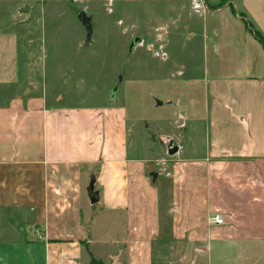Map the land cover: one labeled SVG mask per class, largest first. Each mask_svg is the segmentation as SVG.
Returning a JSON list of instances; mask_svg holds the SVG:
<instances>
[{"label": "crops", "instance_id": "1", "mask_svg": "<svg viewBox=\"0 0 264 264\" xmlns=\"http://www.w3.org/2000/svg\"><path fill=\"white\" fill-rule=\"evenodd\" d=\"M206 1L215 6L204 16L205 104L189 116L204 126L190 163L205 171V191L191 181L190 218L200 207L220 212L221 224L206 225L220 242L204 246L220 250L222 264H264V45L255 37L264 39V0ZM30 106L11 115L0 105V264H22L23 245L26 264H107L114 251L112 264H151L138 254L149 248L133 241L159 230L154 206L134 215L150 196L144 160L130 156L111 120ZM101 227L113 228L104 253Z\"/></svg>", "mask_w": 264, "mask_h": 264}, {"label": "rangeland", "instance_id": "2", "mask_svg": "<svg viewBox=\"0 0 264 264\" xmlns=\"http://www.w3.org/2000/svg\"><path fill=\"white\" fill-rule=\"evenodd\" d=\"M193 3L0 0V105L7 114L19 115L39 100L67 116L112 121V129L125 136L130 156L144 160L143 181L149 184L150 196L147 203L137 201L134 215L136 220L149 215V203L157 210L159 230L133 236V241L149 248L138 254L151 264H222L221 251L204 246L206 241L220 242L206 227L220 212L200 207L197 220L190 218V184H199L197 193L203 196L205 171L190 163L197 148L191 140L203 137L204 126L193 125L189 116L198 104H205L199 85L206 79L209 44L204 16L215 6L203 0L204 8L196 9ZM81 10L91 17L89 41L77 19ZM136 36L141 41L129 50ZM15 98L19 102L12 103ZM156 99L162 104L156 105ZM17 104L20 107L13 106ZM169 140L179 147L171 155ZM191 227L198 228L196 236ZM111 230H98L102 253L109 248L102 239L111 237ZM22 237L30 239L29 234ZM29 250L21 248L22 264ZM111 258L107 264H112ZM90 263L104 264L92 256Z\"/></svg>", "mask_w": 264, "mask_h": 264}, {"label": "water", "instance_id": "3", "mask_svg": "<svg viewBox=\"0 0 264 264\" xmlns=\"http://www.w3.org/2000/svg\"><path fill=\"white\" fill-rule=\"evenodd\" d=\"M69 2H72L73 0H68ZM21 12H25V8H21L20 9ZM77 19L79 20V22L83 25V27L85 28V38L86 41H89L91 38V33H92V25H91V17L88 16L83 10L79 11L77 13ZM141 41V38L136 36L134 38H132L130 44H129V50H132L139 42ZM117 87V85H114L113 90H115V88ZM156 105H161L162 101L156 99ZM178 146H173V142L172 140L168 141V147H167V153L168 154H174L178 151ZM153 176H155V174H153ZM115 261V260H114ZM113 264H115V262H113Z\"/></svg>", "mask_w": 264, "mask_h": 264}, {"label": "built area", "instance_id": "4", "mask_svg": "<svg viewBox=\"0 0 264 264\" xmlns=\"http://www.w3.org/2000/svg\"><path fill=\"white\" fill-rule=\"evenodd\" d=\"M193 6L194 8L196 9H203L204 8V3H203V0H193ZM211 222L215 223V224H221L223 219L221 217L220 214H215L214 216H212L210 218Z\"/></svg>", "mask_w": 264, "mask_h": 264}, {"label": "trees", "instance_id": "5", "mask_svg": "<svg viewBox=\"0 0 264 264\" xmlns=\"http://www.w3.org/2000/svg\"><path fill=\"white\" fill-rule=\"evenodd\" d=\"M255 37L258 38L264 45V39L256 32H255Z\"/></svg>", "mask_w": 264, "mask_h": 264}]
</instances>
